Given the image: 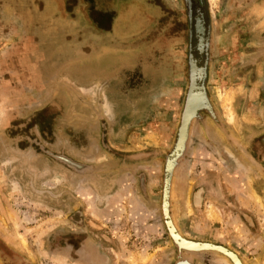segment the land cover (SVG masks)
I'll return each mask as SVG.
<instances>
[{
	"label": "rangeland",
	"instance_id": "1",
	"mask_svg": "<svg viewBox=\"0 0 264 264\" xmlns=\"http://www.w3.org/2000/svg\"><path fill=\"white\" fill-rule=\"evenodd\" d=\"M201 17L205 98L169 172ZM222 249L264 264V0H0V264Z\"/></svg>",
	"mask_w": 264,
	"mask_h": 264
},
{
	"label": "water",
	"instance_id": "2",
	"mask_svg": "<svg viewBox=\"0 0 264 264\" xmlns=\"http://www.w3.org/2000/svg\"><path fill=\"white\" fill-rule=\"evenodd\" d=\"M199 20L202 21L204 26V32H201L199 29L200 23ZM194 26V35L196 42L192 43L191 49V87L190 92L187 100L186 109L183 115L181 127L179 130V139L175 150L171 156L168 171L171 172L173 170V166L171 160L180 156L183 151L185 150V143L187 141L189 135V128L194 116L195 111L198 109L200 101L202 97L205 98V87H204V80L206 77V70H207V26L204 24V18L201 17L200 19H196ZM201 34H203V39H201ZM201 97V100H200ZM172 235L175 239H180L179 235L175 232V229H171ZM185 243L191 245L189 247H193L192 242L183 241ZM187 247V246H186ZM224 253H226L235 264H242L239 258L225 249H222Z\"/></svg>",
	"mask_w": 264,
	"mask_h": 264
},
{
	"label": "bare ground",
	"instance_id": "3",
	"mask_svg": "<svg viewBox=\"0 0 264 264\" xmlns=\"http://www.w3.org/2000/svg\"><path fill=\"white\" fill-rule=\"evenodd\" d=\"M256 198H257V197H256ZM262 206H263V205H262ZM186 246H187V247H189V246H191V245H189V244L185 243V247H186Z\"/></svg>",
	"mask_w": 264,
	"mask_h": 264
}]
</instances>
